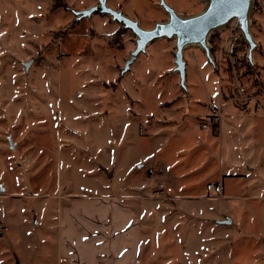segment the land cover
Wrapping results in <instances>:
<instances>
[{
    "label": "rangeland",
    "instance_id": "rangeland-1",
    "mask_svg": "<svg viewBox=\"0 0 264 264\" xmlns=\"http://www.w3.org/2000/svg\"><path fill=\"white\" fill-rule=\"evenodd\" d=\"M166 1L182 15L203 8ZM96 2L0 0V264H54L60 208L86 195L148 210L140 264H264V0L252 13L253 74L230 21L214 33L217 70L185 49L188 99L173 40H154L118 81L134 35L101 13L72 24L67 8ZM107 3L144 28L167 18L158 0ZM213 109L218 132L198 126ZM175 168L189 172L177 185L195 182L181 196L203 200L178 206ZM218 179L225 191L205 189Z\"/></svg>",
    "mask_w": 264,
    "mask_h": 264
},
{
    "label": "crops",
    "instance_id": "crops-1",
    "mask_svg": "<svg viewBox=\"0 0 264 264\" xmlns=\"http://www.w3.org/2000/svg\"><path fill=\"white\" fill-rule=\"evenodd\" d=\"M170 165L173 168L177 166ZM188 173L175 168L166 175L169 189L178 191L177 197L173 199L178 206L182 205L179 200H203L200 197L181 196L189 185L195 184L187 180L185 185H177L179 180L186 179ZM210 182L220 183L221 193L225 191L221 179ZM139 207H132V204L112 195H86L68 199L60 208L55 227L54 264L145 263L143 261L148 257L143 259L144 241L147 243L143 213L145 211L147 214L148 210ZM183 249L184 245L181 247Z\"/></svg>",
    "mask_w": 264,
    "mask_h": 264
},
{
    "label": "water",
    "instance_id": "water-1",
    "mask_svg": "<svg viewBox=\"0 0 264 264\" xmlns=\"http://www.w3.org/2000/svg\"><path fill=\"white\" fill-rule=\"evenodd\" d=\"M203 8L194 14L182 15L178 13L166 0H158V5L167 14L163 21H155L150 28H144L138 20L126 15L122 10L108 5L107 0H97L89 7L74 9L67 7L73 14L72 24L86 18L90 19L94 13L110 16L111 20L128 29L135 37L134 47L119 70V79L130 70L131 64L139 54L147 52V46L157 39L173 40V68L172 72L178 76V84L186 99L190 92L186 81V60L184 51L188 47L199 48L209 65L217 70L214 61L210 39L211 36L227 28L232 19L237 20L238 30L242 41L247 45L246 60L255 69L253 52L257 48L252 31V13L255 0H201Z\"/></svg>",
    "mask_w": 264,
    "mask_h": 264
},
{
    "label": "built area",
    "instance_id": "built-area-1",
    "mask_svg": "<svg viewBox=\"0 0 264 264\" xmlns=\"http://www.w3.org/2000/svg\"><path fill=\"white\" fill-rule=\"evenodd\" d=\"M236 20V19H235ZM234 19L231 20V27L232 30L234 28L238 27L237 20ZM235 21V23L233 22ZM228 41L231 42V38H228ZM219 125H220V111L218 109H213L204 119L199 121L198 126L201 129L209 130L210 132H218L219 131ZM206 190L207 191H213L216 194H221V185L220 183H207L206 184ZM164 188V185L162 183L158 184L155 190V194H161L162 190Z\"/></svg>",
    "mask_w": 264,
    "mask_h": 264
},
{
    "label": "trees",
    "instance_id": "trees-1",
    "mask_svg": "<svg viewBox=\"0 0 264 264\" xmlns=\"http://www.w3.org/2000/svg\"><path fill=\"white\" fill-rule=\"evenodd\" d=\"M215 36V34L214 35H212L211 36V39H210V43L212 44V46H211V52H212V55L214 54V45H213V37ZM236 43H240V44H243L244 42L240 39V37H237V39H233L232 40V48H234L235 47V44ZM247 67H248V71L249 72H251L252 74H253V71H252V69H251V67H250V65L248 64V62H247Z\"/></svg>",
    "mask_w": 264,
    "mask_h": 264
},
{
    "label": "snow or ice",
    "instance_id": "snow-or-ice-1",
    "mask_svg": "<svg viewBox=\"0 0 264 264\" xmlns=\"http://www.w3.org/2000/svg\"><path fill=\"white\" fill-rule=\"evenodd\" d=\"M146 159H147V157H146Z\"/></svg>",
    "mask_w": 264,
    "mask_h": 264
}]
</instances>
